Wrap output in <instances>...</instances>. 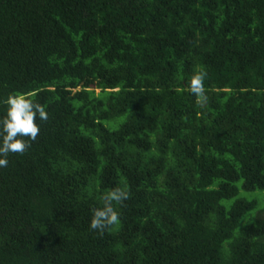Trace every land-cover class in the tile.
<instances>
[{
	"label": "trees",
	"instance_id": "16d2710c",
	"mask_svg": "<svg viewBox=\"0 0 264 264\" xmlns=\"http://www.w3.org/2000/svg\"><path fill=\"white\" fill-rule=\"evenodd\" d=\"M14 92L49 118L0 168V264H264V0H0Z\"/></svg>",
	"mask_w": 264,
	"mask_h": 264
},
{
	"label": "clouds",
	"instance_id": "9594fccd",
	"mask_svg": "<svg viewBox=\"0 0 264 264\" xmlns=\"http://www.w3.org/2000/svg\"><path fill=\"white\" fill-rule=\"evenodd\" d=\"M206 71L196 72L190 81V91L197 97L198 103H204L208 97L204 81ZM5 115L0 118V168L7 167L10 153H24L31 142L37 139L40 127L37 121H47L49 114L46 106L37 102L30 94L14 92L4 100ZM128 192L115 188L102 197L103 207L92 209L89 228L103 233L110 226L119 223L120 214L113 202L128 199Z\"/></svg>",
	"mask_w": 264,
	"mask_h": 264
},
{
	"label": "rangeland",
	"instance_id": "374dc122",
	"mask_svg": "<svg viewBox=\"0 0 264 264\" xmlns=\"http://www.w3.org/2000/svg\"><path fill=\"white\" fill-rule=\"evenodd\" d=\"M98 92H99V91H98ZM249 196L251 197V196H253V195L250 194Z\"/></svg>",
	"mask_w": 264,
	"mask_h": 264
}]
</instances>
